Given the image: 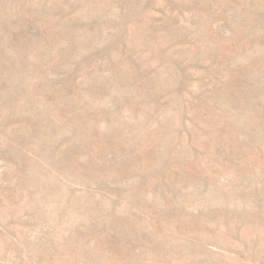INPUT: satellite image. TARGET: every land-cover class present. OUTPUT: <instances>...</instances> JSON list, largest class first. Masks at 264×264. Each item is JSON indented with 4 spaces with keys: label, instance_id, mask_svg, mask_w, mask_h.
I'll list each match as a JSON object with an SVG mask.
<instances>
[{
    "label": "rangeland",
    "instance_id": "374dc122",
    "mask_svg": "<svg viewBox=\"0 0 264 264\" xmlns=\"http://www.w3.org/2000/svg\"><path fill=\"white\" fill-rule=\"evenodd\" d=\"M0 264H264V0H0Z\"/></svg>",
    "mask_w": 264,
    "mask_h": 264
}]
</instances>
